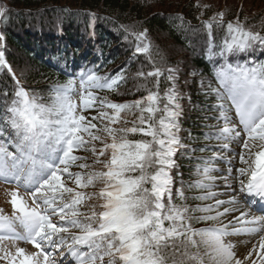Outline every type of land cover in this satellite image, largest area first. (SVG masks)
Here are the masks:
<instances>
[{"label": "snow or ice", "instance_id": "snow-or-ice-1", "mask_svg": "<svg viewBox=\"0 0 264 264\" xmlns=\"http://www.w3.org/2000/svg\"><path fill=\"white\" fill-rule=\"evenodd\" d=\"M5 11L0 9V17ZM212 20L224 27L220 23L223 13ZM205 27L211 35L212 23ZM146 35L135 37L140 42L136 52L150 57L151 45ZM256 44L264 46V37L246 30L239 22L229 23L226 39L216 56L226 61L228 56L248 51ZM0 68L12 71L3 51H0ZM167 71L166 79L172 81L173 70ZM140 75L144 78L143 73ZM163 75L160 69L148 72L147 77L157 78L156 90H148L143 99L117 104L93 92L115 91L122 75L109 79L94 72L81 74L79 113L71 99L76 91L73 80L52 89L51 102L47 104L41 102L42 97L30 95L16 81L18 87L13 99L0 107V183L23 190V194L18 190L8 194L13 209L11 217L0 209V243L23 242L35 251L29 254L24 248H17L13 255L4 250L0 261L57 264L55 254L66 248L76 264H104L105 260L107 264H245L236 258L234 245L225 240L261 233L264 228L261 220H244L248 215L245 212L237 220L252 227L235 231H228V225L193 229L189 222L193 218L191 213H211L224 204L237 202L218 200L215 205L195 209L173 202L170 172L175 166L173 157L182 147L177 123L180 105L174 84L160 95L159 77ZM215 75L223 92L214 89L213 94L220 101L231 102L239 130L229 126L230 109L220 103L215 107L224 126L213 138L225 141L224 150H230L229 144L233 142L240 145L239 162L244 167L236 170L239 192L258 198L264 211V64L249 67L225 62ZM90 109L98 115L91 118L83 115ZM122 113L139 114L132 127H115L129 123L122 120ZM6 132L10 134L5 135ZM136 135L146 139H129ZM96 143L103 147L97 149ZM80 151L91 153L94 163L88 164L84 157L75 154ZM101 157L106 159L102 161ZM101 163L104 170H90ZM74 167L81 171L73 172ZM210 171L197 169L203 178L193 186L206 188L204 181L209 179ZM98 185H102L98 192L83 191ZM215 195L209 190L208 196L199 199L208 200ZM176 197L180 201L185 199L179 189ZM93 199L102 201L101 211L97 212L95 206L88 212L81 211ZM248 203L252 206L257 200ZM229 211L196 219L218 221ZM258 248L264 253V234ZM255 252L257 246L253 245L245 260H252ZM259 264H264V257L259 259Z\"/></svg>", "mask_w": 264, "mask_h": 264}, {"label": "trees", "instance_id": "trees-1", "mask_svg": "<svg viewBox=\"0 0 264 264\" xmlns=\"http://www.w3.org/2000/svg\"><path fill=\"white\" fill-rule=\"evenodd\" d=\"M236 2L0 0V9L6 10L0 17V51H3L5 61L12 70L9 72L7 68H0V107L13 99L18 87L16 81L30 95L42 97L41 102L47 104L51 102L52 89L73 80L76 91L71 98H79L80 76L90 72L109 79L117 77V74L122 75L123 79L115 91L94 90L93 94L117 104L131 103L143 99L148 95V90H156L157 78L147 77V73L160 69L164 73L159 77L160 95L163 96L173 84L179 94L177 123L182 147L173 157L175 166L170 172L173 202L189 209L214 205L212 198L199 199L208 196L210 188H196L193 185L203 178L197 169L215 167L217 145L222 142L213 138L219 133L216 128L222 125L215 106L220 103L227 106L229 101H220L213 94L214 89L223 92L215 75L216 70L225 62L234 66L245 63L249 67L264 64V46L259 44L243 53L228 56L226 61L216 56L226 39V26L229 23L239 22L246 30L264 37V14L256 13L261 9L250 7V11L245 12L246 16H239V13L236 16L235 13L245 6ZM258 5L263 6V11L264 1ZM220 13H223L220 23L224 27L217 26V22L212 20ZM208 23L213 25L211 35L205 27ZM141 33L147 34L146 40L151 45L150 57L136 52L140 42L135 37ZM250 60L252 64H248ZM168 69L173 70L172 81L166 79ZM108 111L111 114V110ZM83 115L91 118L97 116L98 112L90 109ZM138 115L122 113V120L129 123L115 127H132ZM95 123L97 127L100 126L99 121ZM129 139L137 141L146 138L136 135L129 136ZM95 146L97 149L103 147L99 143ZM75 154L84 157L88 164L94 163L95 157L89 152ZM105 159L101 157L102 161ZM71 170L81 171L75 167ZM90 170L102 171L103 164H96ZM100 187L102 185L83 191L98 192ZM178 189L184 194L183 201L176 197ZM100 203V200H90L81 207V211L88 212L95 206L99 212ZM191 215L193 218L189 222L193 229L213 228L220 223L219 220L196 219L202 215H213V212ZM190 251L194 252L195 249ZM104 264H107V260Z\"/></svg>", "mask_w": 264, "mask_h": 264}, {"label": "rangeland", "instance_id": "rangeland-1", "mask_svg": "<svg viewBox=\"0 0 264 264\" xmlns=\"http://www.w3.org/2000/svg\"><path fill=\"white\" fill-rule=\"evenodd\" d=\"M236 1H237L236 2L237 5H241L242 3L245 4L244 8H242L243 10L237 11L235 13L236 16H238V13H239V16L241 15L246 16L245 12L250 11L249 9L250 7L252 8L255 7L256 9V6H257V9H261V10H257L256 13L264 14V10L262 11L263 6L258 5V3L259 4L263 3L264 0H250V2H247L248 0H236ZM225 107L230 109V111L228 112V115L232 118V124L229 126L230 127L235 126L237 127V130H239L238 118L235 115L234 109H231V102H229V105ZM223 126H224V123L222 127L216 128V130L221 131ZM223 143H225V141H223ZM223 143L218 144L219 145L218 149H220L219 151L220 153L218 155L219 156L218 158L220 160L219 164L212 172V176H210L209 179H207V182L210 183V186H211L210 188H212V191H213L212 193H216V195L213 197L215 204L218 200L230 201L234 199L237 202L234 205L224 204L218 208L220 210L213 211V213L216 214L219 211L225 212L226 209H230L231 211H229L228 214L220 218L221 221L224 222V224L221 227L223 228L225 225H228V229H227L228 231H235L236 228H240L243 226H240V227L234 226L233 220L242 212H247L249 214V213H252L253 211H251L249 207L246 205V203L243 201L241 197L242 193H239V192L236 194L231 193V190L235 188V184L239 185V181L235 179L237 175L236 170L240 167H244V165H241L239 162V153L241 151L240 145L237 144L236 142H233L229 144L230 150H224L222 147ZM229 169H231V173L229 172ZM3 185H0V209L3 210V213L5 215H8L11 217L13 215V209H12L11 204L8 202L10 200L9 199L10 196L8 194L12 191H17L18 189H16L12 185H7V184H5V186ZM229 185L231 187H229ZM238 189H239V186H238ZM21 194L23 193L21 192ZM259 216H257L258 220H259L258 218ZM249 227H252V225H249ZM17 231L22 232V229L17 227ZM262 234H264V228H262L261 233H257L252 236L241 235V236L227 237L225 242L226 243L231 242L234 245L233 251L237 259H240L241 261H245V264H253V261H256V264H259V259L261 257H264V253H260L259 248H258V242ZM252 240H254V243L251 242ZM253 245L257 246V252L252 253V260L246 261L245 258L252 251ZM17 248H24L26 252L29 254L35 251V249L31 247V245L25 244L23 242L14 243L12 240H5L2 243H0V254H2L4 250H7L8 252L14 255ZM59 254L60 252L55 254L56 259L58 258L60 259ZM0 264H5V261H0Z\"/></svg>", "mask_w": 264, "mask_h": 264}, {"label": "bare ground", "instance_id": "bare-ground-1", "mask_svg": "<svg viewBox=\"0 0 264 264\" xmlns=\"http://www.w3.org/2000/svg\"><path fill=\"white\" fill-rule=\"evenodd\" d=\"M63 38V37H62ZM238 186L239 185H236L235 184V188H233L232 190H231V193H234V194H236V193H238L239 192V189H238ZM240 193V192H239ZM242 199H243V194H242ZM242 213H245V212H242ZM242 213L241 214H239L237 217H239V216H241L242 215ZM247 213V212H246ZM248 214V213H247ZM237 217L233 220L234 222H235V226H240V225H244V224H242V221H240V220H237ZM256 217V214L254 213V212H252V213H249L247 216H245L244 217V220H250V219H254ZM259 218V217H258ZM261 222H262V224L264 223V218H261ZM246 226V225H245ZM251 242H253L254 243V240H252ZM245 244V243H244Z\"/></svg>", "mask_w": 264, "mask_h": 264}]
</instances>
